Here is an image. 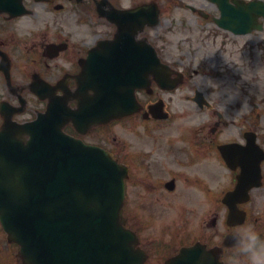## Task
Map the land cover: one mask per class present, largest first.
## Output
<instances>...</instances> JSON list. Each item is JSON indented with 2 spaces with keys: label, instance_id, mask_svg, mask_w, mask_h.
Returning <instances> with one entry per match:
<instances>
[{
  "label": "flooded vegetation",
  "instance_id": "af4514ba",
  "mask_svg": "<svg viewBox=\"0 0 264 264\" xmlns=\"http://www.w3.org/2000/svg\"><path fill=\"white\" fill-rule=\"evenodd\" d=\"M228 1L238 7L234 1L240 0ZM184 2L0 0V129L6 121L27 124L45 115L61 125L67 135L108 150L128 170L127 226L140 238V248L147 254L145 264H166L181 248L194 245L175 244L158 255L153 250L161 231L168 234L175 220L198 213L194 201L199 194L208 203L204 214L210 216L213 199L220 201L230 190L224 185L213 194L210 171L227 167L220 149L230 146L243 158L246 154L244 159L252 158L256 151V93L247 94L252 97V105L242 112L246 99L222 94L223 86L219 89L222 95L217 97L206 95L216 89L203 92L201 106L194 101V89L193 96L185 98L191 100L194 111L206 112L207 118L181 121L192 117L176 110L174 98L190 78L186 74L181 78L186 70L180 69V59L163 48L168 42L165 35H151L152 28L144 24L150 15L149 5L160 23L166 10L189 9L202 18V38L218 39L220 52L228 53L229 42L243 37L218 26L223 0H202L199 6ZM149 45L163 65V81L151 77L149 89L136 91L140 112L104 125L95 123L91 117L94 109L80 105L96 100L95 89L100 84L94 83L96 75L100 80V75L107 72L144 73L142 65L148 61L144 58L149 55ZM222 71L213 65L207 74L218 80L224 75ZM193 72L199 75L201 70ZM112 82L117 83V79ZM234 86L242 94L246 86L249 91L247 84ZM154 105H158L157 113L150 110ZM235 170L231 189L240 168ZM215 211L216 218L227 214L221 203ZM158 220H163V226L155 233ZM211 237L208 234L209 241L203 243L207 249L220 245H211ZM236 252L237 248L226 249L221 261L231 264Z\"/></svg>",
  "mask_w": 264,
  "mask_h": 264
},
{
  "label": "water",
  "instance_id": "95a60500",
  "mask_svg": "<svg viewBox=\"0 0 264 264\" xmlns=\"http://www.w3.org/2000/svg\"><path fill=\"white\" fill-rule=\"evenodd\" d=\"M256 13L264 15L262 3H256ZM127 107L124 114L136 109ZM22 134V126L10 124L0 132V221L9 240L20 246L23 264H143L135 236L124 226L127 170L106 151L79 144L54 127L31 129L27 141ZM256 155L260 186L264 153L258 146ZM250 187L243 181L228 197L232 226L245 221L235 196L246 195ZM170 264L219 261L213 251L197 246Z\"/></svg>",
  "mask_w": 264,
  "mask_h": 264
},
{
  "label": "rangeland",
  "instance_id": "374dc122",
  "mask_svg": "<svg viewBox=\"0 0 264 264\" xmlns=\"http://www.w3.org/2000/svg\"><path fill=\"white\" fill-rule=\"evenodd\" d=\"M185 1L187 4L202 3V0H180ZM198 16L193 15L187 8L165 11L160 25L153 28L150 32L151 35H165L168 40L163 44V48L170 54L178 57L181 61L180 69L186 70L190 68L194 70L196 66L200 64L202 68L201 74L190 81H187L181 92L174 98V105L176 110L181 114H189L192 118L181 119L182 122H190L207 118V113L194 111L193 103L188 101L185 96L193 95L194 89L202 92H209L216 89L211 94H206L210 97H217L218 95L232 93L237 97L243 94L256 93V117L259 118L261 137L260 143L264 147V32L256 33L246 37H242L239 41L229 42L227 45V52L219 51L218 39L212 38L203 39L205 33L201 34V22ZM203 25V24H202ZM206 29V27H204ZM203 40H207L203 42ZM204 45H202V43ZM213 65H218L224 73L223 77L218 80L212 79L211 75H206V72L213 69ZM239 77V79L237 78ZM254 79V81H253ZM247 84L249 85V91H244L243 94L237 90L234 84ZM224 87L220 93V87ZM248 98V97H247ZM224 109V108H222ZM250 107L244 102L240 111L249 110ZM196 114L202 116V119H198ZM235 114V113H234ZM233 116V114H231ZM233 118V117H232ZM215 168V166H212ZM211 167V168H212ZM212 175V186H218V180L225 181L227 177H230V173L225 170L221 173V170L210 171ZM219 173V177L217 178ZM264 173V164H263ZM217 178V179H216ZM197 197V196H196ZM202 195L197 197L196 206L198 213L189 214L188 218H180L175 220L174 225L168 231V234L164 231L161 234L160 229L163 226V220L156 222L157 229L155 233L160 232L157 236H161V240L153 243V250L156 254H160L163 249L169 248L173 245L180 246L184 243L193 242L196 240H202L207 238L208 233L212 234V242L217 240L216 235H221L223 232L228 231L226 225V215L223 213L220 215L217 226L211 227V222L216 216V203H210L212 208V215L207 216L204 214L205 209L208 206ZM251 208V218L248 223L243 227H239L238 231H243L249 226H254L260 233L261 237H264V187L256 190L254 199L249 205ZM191 207V206H190ZM203 213V214H201ZM210 227L212 229H210ZM6 234L2 232L0 225V264H19L16 258L18 252L17 246H9V242L6 238ZM156 249V250H155Z\"/></svg>",
  "mask_w": 264,
  "mask_h": 264
},
{
  "label": "clouds",
  "instance_id": "9594fccd",
  "mask_svg": "<svg viewBox=\"0 0 264 264\" xmlns=\"http://www.w3.org/2000/svg\"><path fill=\"white\" fill-rule=\"evenodd\" d=\"M237 252L231 264H264V237L254 226L235 234Z\"/></svg>",
  "mask_w": 264,
  "mask_h": 264
}]
</instances>
